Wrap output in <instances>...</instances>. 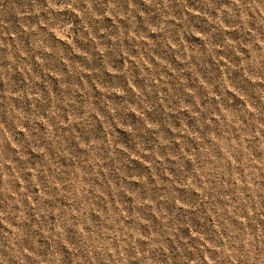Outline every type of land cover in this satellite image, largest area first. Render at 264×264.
Masks as SVG:
<instances>
[{"label":"rangeland","instance_id":"rangeland-1","mask_svg":"<svg viewBox=\"0 0 264 264\" xmlns=\"http://www.w3.org/2000/svg\"><path fill=\"white\" fill-rule=\"evenodd\" d=\"M264 0H0V264H260Z\"/></svg>","mask_w":264,"mask_h":264},{"label":"clouds","instance_id":"clouds-1","mask_svg":"<svg viewBox=\"0 0 264 264\" xmlns=\"http://www.w3.org/2000/svg\"><path fill=\"white\" fill-rule=\"evenodd\" d=\"M257 0H236L237 4H243L245 6V9L252 8L254 9L256 7ZM260 264H264V257H262Z\"/></svg>","mask_w":264,"mask_h":264}]
</instances>
